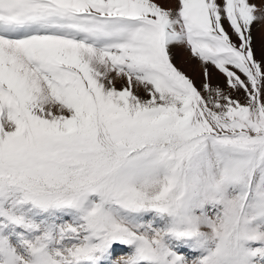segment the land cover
I'll return each instance as SVG.
<instances>
[{"label":"snow or ice","instance_id":"obj_1","mask_svg":"<svg viewBox=\"0 0 264 264\" xmlns=\"http://www.w3.org/2000/svg\"><path fill=\"white\" fill-rule=\"evenodd\" d=\"M0 264H264V0H0Z\"/></svg>","mask_w":264,"mask_h":264},{"label":"rangeland","instance_id":"obj_2","mask_svg":"<svg viewBox=\"0 0 264 264\" xmlns=\"http://www.w3.org/2000/svg\"><path fill=\"white\" fill-rule=\"evenodd\" d=\"M197 83L199 84V81L197 80Z\"/></svg>","mask_w":264,"mask_h":264}]
</instances>
